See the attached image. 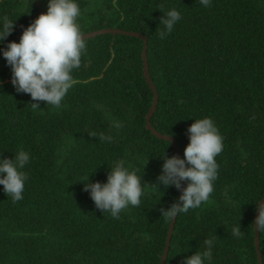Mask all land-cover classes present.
Listing matches in <instances>:
<instances>
[{"label": "trees", "instance_id": "16d2710c", "mask_svg": "<svg viewBox=\"0 0 264 264\" xmlns=\"http://www.w3.org/2000/svg\"><path fill=\"white\" fill-rule=\"evenodd\" d=\"M39 2L45 13L47 0ZM77 3L82 35L118 29L146 38L159 99L151 126L175 139L181 158L195 119L211 118L223 137L214 190L199 208L177 216L165 264H183L205 250L207 239L214 242L211 264H259L254 203L264 198V0H211L209 7L199 0ZM170 9L181 19L160 39L159 21ZM38 15L35 0H0V17L14 25L0 48L19 42ZM84 41L81 66L58 109L40 101L33 110L0 56V154L30 155L24 198L13 203L0 186V264H161L171 221L160 210L178 203L180 190L151 185L161 156L176 153L146 127L154 94L144 77V41L122 34ZM120 160L149 185L138 207L114 219L101 214L81 182L88 175L89 182H106ZM259 248L264 264V232Z\"/></svg>", "mask_w": 264, "mask_h": 264}, {"label": "clouds", "instance_id": "9594fccd", "mask_svg": "<svg viewBox=\"0 0 264 264\" xmlns=\"http://www.w3.org/2000/svg\"><path fill=\"white\" fill-rule=\"evenodd\" d=\"M199 2L203 7L211 5V0ZM80 15L77 0H47L46 12L23 29L19 42H8L5 48H0V56L11 71V85L17 93L30 96L34 101L30 103L33 110L40 108V101L60 108L73 86L72 72L81 66V57L86 50L77 22ZM180 19L181 14L176 9L162 13L159 24L163 29L158 33L159 38L165 39ZM13 27V20L0 17V44L5 42ZM113 127L121 125L114 122ZM186 134L189 142L183 150V158L163 154L157 183L151 184L157 190L160 186L181 190V181L186 183L178 197L179 203L174 201L167 210H160L166 222L207 202L218 178L219 166L215 157L223 150V137L213 120L208 117L195 119L186 129ZM101 139L111 141V137L101 136ZM29 161L30 155L23 149L11 159L0 154V186L13 203L24 198L28 177L22 170ZM141 177L120 160L109 170L106 182H89L88 175L86 182L81 183L101 214L107 212L112 218L119 219L123 210L141 204V197L145 195L143 185H149L143 183ZM261 198L254 203L257 210L254 229L257 232H264V202ZM233 235L237 238L242 236L240 227L233 229ZM204 243L205 250L185 256L183 264H211L214 242L207 239Z\"/></svg>", "mask_w": 264, "mask_h": 264}, {"label": "water", "instance_id": "95a60500", "mask_svg": "<svg viewBox=\"0 0 264 264\" xmlns=\"http://www.w3.org/2000/svg\"><path fill=\"white\" fill-rule=\"evenodd\" d=\"M35 3H36L37 8L40 11V14H42L43 11H42V9L40 7L39 0H35ZM102 34H122V35H126V36H129V37L139 38V39L144 41L145 45H144L143 52H142V58H143V62H144V77H145V80H146L148 86L150 87V89L152 90V92L154 94V102H153L152 107L150 108L149 113H148V115L146 117V127L156 138H158L160 140L164 139V141L167 140V141L171 142L172 146H173V149L175 150L176 156L181 158L180 154H179L178 145H177L175 139L173 137L165 136V135H162V134L158 133L151 126V122L150 121H151V118H152L154 112L157 109V105H158L159 99H158L157 91H156V89H155V87H154V85H153V83H152V81H151V79L149 77V73H148L147 40H146V38L143 35L139 34V33L125 32V31L118 30V29H104V30L91 32V33L83 35V38L85 40V39H89V38L95 37L97 35H102ZM183 188H184V181H181V190ZM181 190H180V195H181ZM262 202H264V198L262 199ZM256 215H257V211H256ZM176 218H175V220L171 221V223H170L169 232H168V236H167V239H166V244H165V249H164V254H163V257H162V260H161V264H165L166 263V259H167V255H168L169 248H170V242H171V238H172V234H173ZM254 235H255V246H256V250H257L258 263L259 264H263L261 253H260V248H259V232H257L255 229H254Z\"/></svg>", "mask_w": 264, "mask_h": 264}]
</instances>
